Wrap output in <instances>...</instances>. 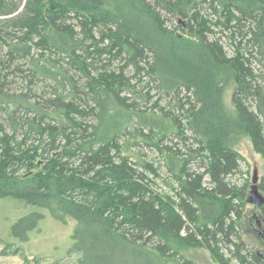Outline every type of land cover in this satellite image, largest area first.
Masks as SVG:
<instances>
[{
  "label": "trees",
  "instance_id": "16d2710c",
  "mask_svg": "<svg viewBox=\"0 0 264 264\" xmlns=\"http://www.w3.org/2000/svg\"><path fill=\"white\" fill-rule=\"evenodd\" d=\"M217 29L232 56L209 40ZM142 83L173 111L120 97L141 99ZM240 138L264 161V0H0V199L74 221L78 264H195L181 255L193 248L264 264L240 241L244 195L226 180ZM138 139L161 155L172 195L152 190L151 164L131 163ZM41 217L10 234L26 241Z\"/></svg>",
  "mask_w": 264,
  "mask_h": 264
},
{
  "label": "rangeland",
  "instance_id": "374dc122",
  "mask_svg": "<svg viewBox=\"0 0 264 264\" xmlns=\"http://www.w3.org/2000/svg\"><path fill=\"white\" fill-rule=\"evenodd\" d=\"M201 9L203 15L208 13L205 5ZM165 25L169 29H174L176 26L181 25V30L177 31V35H183L185 30V22H181L178 19H173L172 22L167 21ZM217 31L218 29L215 30L216 35L214 36L208 35L209 40H212L213 37L219 38L224 54L227 57L232 56L234 51L233 43L224 34H218ZM254 65L256 64L254 63ZM119 66L120 60H116L110 65V68L116 72ZM134 71L132 67L124 69L126 77L129 78L132 77ZM92 75H95V72H92ZM139 76L142 77V82H146L143 74ZM81 83L82 81H79L78 85ZM132 83H135V81ZM135 90L140 94L141 99H137L136 96L128 93H122L120 97L125 99L128 104L137 107L139 111L149 113L154 111L159 112L160 109H164L165 112L169 111V109L172 110L168 104L172 105L175 100H172L170 97L161 96L153 84L146 87L145 83H142L139 86H135ZM172 113L175 116L180 115L177 111ZM136 143L137 145L130 150L131 163L145 161L151 164L156 170L157 175H147L148 179L152 181V190L172 195L164 184V182L169 180V176L163 168L161 155L154 148L148 147L139 141V139L136 140ZM187 143L186 149L190 148V142ZM120 144H123V140L120 141ZM180 148L184 150V148ZM232 148L243 159V161L238 162L239 169L228 175L226 179L231 186L234 185L244 195V213L239 222L240 241L247 248L253 249L257 254H260V257L264 260V223L260 217L261 211L248 202L251 187L254 185L258 193L264 198V161L254 152L247 138L236 139V142L232 144ZM191 169L193 173L202 172V170L198 171L196 169L195 164ZM254 178L256 179L255 184H253ZM31 213H39L42 217L37 223L36 228L28 232L27 240L20 242L10 234V229L17 220ZM74 227L75 223L71 219L67 218L64 223H61L53 219L47 210L28 207L21 201L11 198L0 199V264H78L80 255L70 253L72 247L71 235ZM5 245H10L11 248L8 250L4 249ZM16 249H18L19 254H11ZM21 255L27 258V263L24 262ZM181 255L195 264H217L203 248L185 250L181 252Z\"/></svg>",
  "mask_w": 264,
  "mask_h": 264
},
{
  "label": "water",
  "instance_id": "95a60500",
  "mask_svg": "<svg viewBox=\"0 0 264 264\" xmlns=\"http://www.w3.org/2000/svg\"><path fill=\"white\" fill-rule=\"evenodd\" d=\"M256 183V179H253V184ZM251 205L255 208L263 207L264 205V198L258 193L255 185L251 187L250 198L248 201Z\"/></svg>",
  "mask_w": 264,
  "mask_h": 264
}]
</instances>
